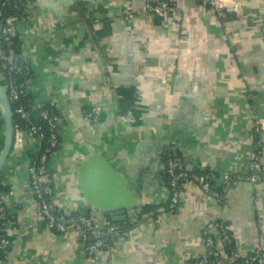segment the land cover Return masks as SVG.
Segmentation results:
<instances>
[{"label":"crops","instance_id":"0c3cea01","mask_svg":"<svg viewBox=\"0 0 264 264\" xmlns=\"http://www.w3.org/2000/svg\"><path fill=\"white\" fill-rule=\"evenodd\" d=\"M143 5L28 0L26 19L18 25V49L33 71L32 106L54 103L60 114L62 146L50 161L53 203L67 214L91 209L96 233L107 226V216L87 205L76 179L91 152L104 155L141 188L130 220L142 207L166 199L169 145L179 147L187 169L220 178L250 172L257 156L264 162V135L261 149L255 141L264 118V0H242L239 12L224 19L205 3L180 0V27L143 13ZM93 109L98 123L85 116ZM4 144L0 106V156ZM37 145L25 134L3 169L12 217L5 228V264H193L206 255L210 224L229 227L242 255L264 249L263 176L255 185L232 183L222 200L186 185L176 214L143 224L96 262L84 255L77 234L57 235L39 215L28 170ZM220 264L232 263L224 256Z\"/></svg>","mask_w":264,"mask_h":264},{"label":"built area","instance_id":"2783aa9c","mask_svg":"<svg viewBox=\"0 0 264 264\" xmlns=\"http://www.w3.org/2000/svg\"><path fill=\"white\" fill-rule=\"evenodd\" d=\"M28 0H0V69L5 77V83L9 86L6 92L13 108L14 119V149H20L23 145L24 135L28 134L36 140L38 152L44 139L42 129L29 123L32 106L29 84L33 78V71L25 57L18 49V25L19 16H27ZM211 7L217 15L224 19L231 14L239 12L242 0H197ZM142 12L160 20H167L172 26L180 27L184 20L185 12L180 6V0H143ZM128 15L127 19H133ZM98 22V20H96ZM93 123L99 122V113L96 109L87 115ZM43 118L48 121L51 130L55 131L52 136L51 147L48 148L41 160L34 164L29 163L30 188L39 204V215L52 231L56 230L61 235L75 233L83 244V253L86 257L99 262L106 250L112 248L115 241L125 239L138 227L148 222H158L166 215L176 214L182 205L183 190L188 184H194L211 198L222 200L232 183L243 181L250 184L259 183L264 176V162L259 156L255 157L252 169L248 173L225 174L221 178L214 175L207 177L200 170H190L185 167L179 147L169 145L164 154V176L167 179V197L163 202L139 211L132 220L135 226L131 230L120 227L106 226L96 233L95 220L85 212L79 211L74 215H57L53 203L55 196V183L51 174L49 155L57 147V137L60 136V119L43 113ZM257 133L264 135V118L257 123ZM55 154V153H54ZM53 154V155H54ZM12 223V217L5 202V195L0 193V264H5L10 242L5 236V228ZM217 232V236L212 233ZM264 240V233L261 235ZM206 255L193 264H220L221 259L229 258L232 264H264V249L258 246L252 253L242 255L235 245L233 234L229 227L224 224H210L204 236Z\"/></svg>","mask_w":264,"mask_h":264},{"label":"water","instance_id":"95a60500","mask_svg":"<svg viewBox=\"0 0 264 264\" xmlns=\"http://www.w3.org/2000/svg\"><path fill=\"white\" fill-rule=\"evenodd\" d=\"M0 83V106L5 124V144L0 156V177L14 150V115L6 88ZM81 196L89 207L111 218L113 223L127 221L128 210L141 203V188L136 181L126 180L99 152H91L76 169Z\"/></svg>","mask_w":264,"mask_h":264},{"label":"trees","instance_id":"16d2710c","mask_svg":"<svg viewBox=\"0 0 264 264\" xmlns=\"http://www.w3.org/2000/svg\"><path fill=\"white\" fill-rule=\"evenodd\" d=\"M18 19H20L19 21H23L26 19V16H19ZM18 42V40H17ZM2 67V66H1ZM0 67V69H2ZM2 85L6 84L5 81L1 83ZM91 110H86L85 111V116L90 112ZM48 112L50 115H53L57 118L60 119V114L58 111V108L56 107V105L54 103H49V104H45L43 105L41 108L39 109H35L33 111H31V116H30V121L29 122H24L23 126L28 125L29 123H31L32 125H36L38 127H40L42 129V133L44 134V139L42 141V145L40 147V149L38 150V152H36L35 150H33L30 154V161H32V163L36 164L41 160V157L43 156V154L45 153V151L51 147L52 144V136L55 134V131L51 130L49 123L47 120H45L43 118V113ZM14 119L16 120V117H14ZM260 134H258L255 137V141L259 147V149H261V144H260ZM62 146V139L61 136L57 137V147L55 149H53V153L49 155V163L51 161V158L53 156L54 153L58 152L59 149ZM261 151H259L258 153H260ZM202 172V171H200ZM52 174V172H51ZM203 175L212 178L214 175H216L215 173H210V172H202ZM53 175V174H52ZM217 176V175H216ZM165 183L167 184V179L165 177ZM165 184V185H166ZM8 191V187L3 185V173L0 177V193L1 194H6ZM153 206H146V207H142L141 211L144 210H148L149 208H152ZM57 210V215H74V214H78V212L73 213V214H67L61 210H59L58 208H56ZM138 210V209H136ZM82 212H85L88 216H92L93 211L89 208H87L86 210H81ZM106 216V215H105ZM132 220L133 219H128L127 222L125 223H113L111 218L107 217V226H114V227H120L121 229L124 230H131L133 229L135 226L132 224ZM46 224V223H45ZM52 232L56 233L57 235H61L59 234L56 230H52ZM114 246V245H113ZM111 246V247H113ZM109 250V249H108ZM107 251V250H106ZM223 260V258L221 259V261ZM195 262V261H194ZM193 262V263H194Z\"/></svg>","mask_w":264,"mask_h":264}]
</instances>
